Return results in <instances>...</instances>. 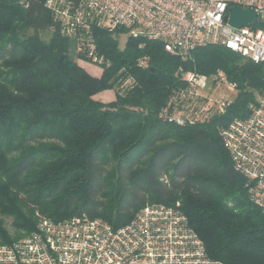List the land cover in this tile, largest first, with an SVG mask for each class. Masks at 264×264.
Instances as JSON below:
<instances>
[{
    "label": "trees",
    "instance_id": "16d2710c",
    "mask_svg": "<svg viewBox=\"0 0 264 264\" xmlns=\"http://www.w3.org/2000/svg\"><path fill=\"white\" fill-rule=\"evenodd\" d=\"M46 2L0 0V244L35 231L41 218H97L117 229L144 206L178 203L211 259L264 264V210L218 134L264 94V63L215 45L181 60L123 27L90 26L103 58L94 76L76 62L83 53L72 56L79 41ZM143 55L146 68L136 64ZM216 70L236 85L223 115L194 125L164 120L184 86L181 72ZM126 78L132 88L117 91ZM112 89V102L93 98Z\"/></svg>",
    "mask_w": 264,
    "mask_h": 264
},
{
    "label": "built area",
    "instance_id": "2783aa9c",
    "mask_svg": "<svg viewBox=\"0 0 264 264\" xmlns=\"http://www.w3.org/2000/svg\"><path fill=\"white\" fill-rule=\"evenodd\" d=\"M46 5L60 18L66 35L79 41L76 51L98 67L103 58L87 37L90 26L123 27L130 37L159 42L165 52L181 60L189 59L198 48L215 45L264 63V0H81L74 10L64 0H47ZM234 6L253 10L256 22L235 28L224 21ZM148 61L143 55L136 64L146 68ZM181 78L184 86L162 109L164 120L180 126L202 124L223 115L233 99L215 94L216 90L236 91L222 70L210 76L183 71ZM131 84V79H123L116 90L124 92ZM218 134L234 170L246 180L250 199L264 210V94L247 105L244 117L233 118ZM0 264L222 263L206 254L203 242L176 203L174 207L144 206L117 229L97 218L58 222L41 218L36 230L25 238L11 245L0 244Z\"/></svg>",
    "mask_w": 264,
    "mask_h": 264
},
{
    "label": "rangeland",
    "instance_id": "374dc122",
    "mask_svg": "<svg viewBox=\"0 0 264 264\" xmlns=\"http://www.w3.org/2000/svg\"><path fill=\"white\" fill-rule=\"evenodd\" d=\"M123 42H124V37L121 36V37H120V44L122 45ZM75 48H76V47H75ZM75 48H74V51H71V54H72V56H73L74 58L76 57V50H75ZM76 62H77L78 64H80V65H83V66H85V67L90 68V69H89L90 72H91V70H92V72L95 73V72H97L98 70H100V67H98V66L92 64V63L89 62L88 60L77 59ZM218 71H219V70H216L215 72L210 73V74L207 75V76H210V75L216 74V72H218ZM205 75H206V74H205ZM213 86H215V84H213ZM224 89H225V88H224ZM224 89H221L222 92L219 91V89H217L216 92H215V94L224 93L225 95L228 96V98L233 99L234 96H235V92H231V91H228V90H226V89L224 90ZM117 94H118V93H117V91H116L115 89H114V90H113V89H112V90H105V91H102V92L96 94L93 98H94L95 100L101 102V103L106 104V103H109V102L114 101L115 98H116V95H117ZM37 222H38V221H37ZM28 235H29V234H28ZM28 235H26V236H28ZM26 236L22 237L21 239L25 238ZM21 239H19V240H21ZM19 240H17V241H19ZM17 241H15V242H17Z\"/></svg>",
    "mask_w": 264,
    "mask_h": 264
},
{
    "label": "water",
    "instance_id": "95a60500",
    "mask_svg": "<svg viewBox=\"0 0 264 264\" xmlns=\"http://www.w3.org/2000/svg\"><path fill=\"white\" fill-rule=\"evenodd\" d=\"M257 15L253 10L242 7H230L228 15L224 17L231 26L235 28L247 27L249 24L255 23Z\"/></svg>",
    "mask_w": 264,
    "mask_h": 264
},
{
    "label": "crops",
    "instance_id": "0c3cea01",
    "mask_svg": "<svg viewBox=\"0 0 264 264\" xmlns=\"http://www.w3.org/2000/svg\"><path fill=\"white\" fill-rule=\"evenodd\" d=\"M80 66H82L87 72L91 73V74L94 75V76H99V74H100V70H98L97 72L93 73L92 70H91V72H90V70H89L90 68L85 67V66H83V65H80Z\"/></svg>",
    "mask_w": 264,
    "mask_h": 264
}]
</instances>
